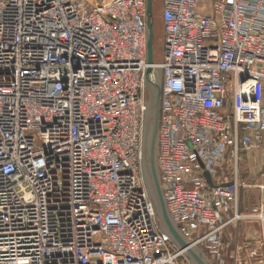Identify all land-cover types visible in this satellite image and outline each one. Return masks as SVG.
<instances>
[{
  "label": "built area",
  "instance_id": "obj_1",
  "mask_svg": "<svg viewBox=\"0 0 264 264\" xmlns=\"http://www.w3.org/2000/svg\"><path fill=\"white\" fill-rule=\"evenodd\" d=\"M147 1L0 0V264H191L145 181L149 66L183 236L222 259L225 228L264 219L241 205L264 191V0H163L152 64Z\"/></svg>",
  "mask_w": 264,
  "mask_h": 264
},
{
  "label": "water",
  "instance_id": "obj_2",
  "mask_svg": "<svg viewBox=\"0 0 264 264\" xmlns=\"http://www.w3.org/2000/svg\"><path fill=\"white\" fill-rule=\"evenodd\" d=\"M154 0L147 1V25H148V37H147V51L148 62L152 64L155 60L154 57V40L155 31L153 24L154 16ZM153 67L149 66L146 69V82L149 88V102L148 110L144 125L143 134V155H144V174L145 181L151 197L155 203L158 221L160 228L166 232L172 242L184 252L187 259L191 264H210L209 259L205 256V253L197 246L192 245L180 232L178 227L174 224L168 211L167 203L164 197V193L160 183L159 170L157 166V139L160 124L161 113V78L156 75V79H151V73ZM248 76L242 78L247 79ZM205 176L210 184H213V180L209 172H205ZM224 185H231V182Z\"/></svg>",
  "mask_w": 264,
  "mask_h": 264
},
{
  "label": "crops",
  "instance_id": "obj_3",
  "mask_svg": "<svg viewBox=\"0 0 264 264\" xmlns=\"http://www.w3.org/2000/svg\"><path fill=\"white\" fill-rule=\"evenodd\" d=\"M255 165L244 162L242 176L245 180H249ZM241 205L245 212H251L255 207L264 211V191L255 185L244 187ZM226 247L230 264H264V219L252 217L229 225L223 232V252Z\"/></svg>",
  "mask_w": 264,
  "mask_h": 264
},
{
  "label": "rangeland",
  "instance_id": "obj_4",
  "mask_svg": "<svg viewBox=\"0 0 264 264\" xmlns=\"http://www.w3.org/2000/svg\"><path fill=\"white\" fill-rule=\"evenodd\" d=\"M163 0H154V16H153V24H154V31H155V40H154V56L157 61H160L162 59L163 50H164V27H163V6H162ZM200 7H201V0H200ZM150 94V93H149ZM246 162L247 160H243ZM254 162L248 161V165L252 164ZM247 165V164H246ZM245 165V166H246ZM241 171L243 173V167L244 163L242 165L241 163ZM227 168H225L226 170ZM227 177L228 179L231 178V168L227 171ZM221 258L218 259L215 257L212 253L205 252V256L209 259L210 264H230L229 261V253L227 252V247L225 248ZM223 251V250H222ZM180 264H184V258L180 257L179 261Z\"/></svg>",
  "mask_w": 264,
  "mask_h": 264
}]
</instances>
